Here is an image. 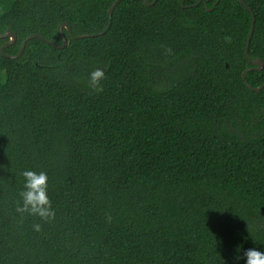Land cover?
Here are the masks:
<instances>
[{
	"label": "trees",
	"instance_id": "16d2710c",
	"mask_svg": "<svg viewBox=\"0 0 264 264\" xmlns=\"http://www.w3.org/2000/svg\"><path fill=\"white\" fill-rule=\"evenodd\" d=\"M0 0V264H232L264 251V0ZM253 14L255 25L246 56ZM105 72L103 91L88 73ZM262 86L260 90L251 89ZM45 170L51 222L15 211ZM41 223V230H33Z\"/></svg>",
	"mask_w": 264,
	"mask_h": 264
},
{
	"label": "clouds",
	"instance_id": "9594fccd",
	"mask_svg": "<svg viewBox=\"0 0 264 264\" xmlns=\"http://www.w3.org/2000/svg\"><path fill=\"white\" fill-rule=\"evenodd\" d=\"M105 72L94 67L87 76V86L94 92L103 91L102 81ZM21 187L16 193L15 211L20 214L21 220L26 217L38 218L43 223L51 222L55 217V209L49 196V176L45 170L23 168L19 171ZM34 231L41 230V223L32 225ZM232 264H264V251L255 247L240 249L236 246Z\"/></svg>",
	"mask_w": 264,
	"mask_h": 264
},
{
	"label": "water",
	"instance_id": "95a60500",
	"mask_svg": "<svg viewBox=\"0 0 264 264\" xmlns=\"http://www.w3.org/2000/svg\"><path fill=\"white\" fill-rule=\"evenodd\" d=\"M121 0H115L114 3L112 4V6L110 7V9L108 10V13H109V16H110V21H109V24L107 26L106 29H104L102 32H99V33H93V34H89V33H85V34H81V35H74L71 28L69 27V25L67 23H62L60 26H59V31H60V34H61V38H62V44H57L53 41H50V40H47L49 41L52 45H54L55 47L57 48H64L68 43V39L66 38V35L64 34L63 32V27H66L68 32L71 34V36L75 39H79V38H86V37H94V36H98V35H102L104 33L107 32V30L110 28L111 26V22H112V14H113V11L115 9V7L117 6V4L120 2ZM202 2V0H198L197 4H200ZM217 2H219V0H217ZM241 2L243 3V5L249 9L250 11H252L246 4V2L244 0H241ZM146 3L148 5L152 4L153 2H150V0H146ZM182 4H184V0H182ZM254 25H255V16L253 14V20H252V25H251V30H250V34H249V37H248V40H247V46H246V56L247 58L249 59L250 63H252L254 66L253 67H250V68H247L244 73H243V78L246 79V75L247 73L250 71V70H259L263 67V61L260 60V59H257V60H252L250 58V55H249V47H250V41H251V37L253 35V31H254ZM10 38V41L5 43L2 47H1V53L6 56V57H11V58H17L19 57L25 47H26V43L28 40L32 39V38H40L42 40H46L43 36H41L40 34H32L30 36H28L24 42L22 43V46H21V49L19 51V53L17 55H14V56H11V55H8L5 53V47L9 44H11L13 41H15L17 35L15 32H13L11 29H8V31H6L5 33H2L0 34V38L1 39H4V38ZM251 89H255V90H260L262 88V86L260 87H257V88H254L252 87L251 85H248Z\"/></svg>",
	"mask_w": 264,
	"mask_h": 264
},
{
	"label": "rangeland",
	"instance_id": "374dc122",
	"mask_svg": "<svg viewBox=\"0 0 264 264\" xmlns=\"http://www.w3.org/2000/svg\"><path fill=\"white\" fill-rule=\"evenodd\" d=\"M2 79V76L0 75V80Z\"/></svg>",
	"mask_w": 264,
	"mask_h": 264
}]
</instances>
